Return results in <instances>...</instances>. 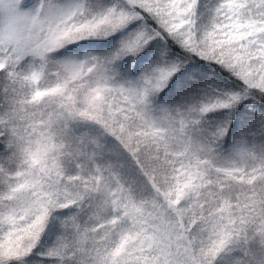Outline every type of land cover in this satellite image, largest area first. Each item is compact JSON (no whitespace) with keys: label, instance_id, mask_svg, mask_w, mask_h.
Wrapping results in <instances>:
<instances>
[{"label":"snow or ice","instance_id":"1","mask_svg":"<svg viewBox=\"0 0 264 264\" xmlns=\"http://www.w3.org/2000/svg\"><path fill=\"white\" fill-rule=\"evenodd\" d=\"M0 264H264V0H0Z\"/></svg>","mask_w":264,"mask_h":264}]
</instances>
